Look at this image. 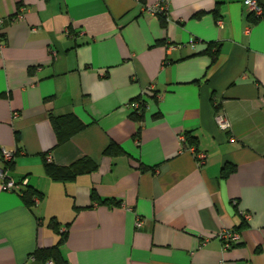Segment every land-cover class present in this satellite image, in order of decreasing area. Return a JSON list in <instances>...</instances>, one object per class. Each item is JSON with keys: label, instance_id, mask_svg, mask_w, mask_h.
<instances>
[{"label": "crops", "instance_id": "0c3cea01", "mask_svg": "<svg viewBox=\"0 0 264 264\" xmlns=\"http://www.w3.org/2000/svg\"><path fill=\"white\" fill-rule=\"evenodd\" d=\"M158 1L0 0V168L28 181L0 190V264H50L33 253L64 231L67 264H264V16L169 0L163 23ZM52 114L82 127L58 143ZM48 163L95 168L56 179ZM227 229L240 240L224 249Z\"/></svg>", "mask_w": 264, "mask_h": 264}, {"label": "trees", "instance_id": "16d2710c", "mask_svg": "<svg viewBox=\"0 0 264 264\" xmlns=\"http://www.w3.org/2000/svg\"><path fill=\"white\" fill-rule=\"evenodd\" d=\"M261 4L262 0H259ZM250 17L254 22L259 21L262 17L256 18L252 13H249ZM163 23L166 22V16L163 14ZM215 47L214 43H209L207 52L211 54L213 59H216L218 49H214ZM134 100H140L141 102V108L134 110L132 112L131 116L137 121H141L144 119V112L146 108L144 107L146 103V99L143 97H138ZM51 120L53 122L55 131L57 133L58 137V143H61L63 140L67 139L70 135H72L74 132L78 131L81 129L82 124L79 123V121L75 118V116L72 115H64V116H56V115H51ZM186 143L187 145L190 146H197L198 139L196 136L192 135L191 132H186ZM112 147V146H111ZM110 148V147H109ZM76 164L70 165L68 167H58L56 165H53L51 163L47 164V171L48 173L56 179H68L71 177H75L79 172L84 171L85 169L92 170L95 168V165L90 166H85L82 165V167L79 169H76ZM235 170L234 165H227L224 167L222 171V177L227 178L233 171ZM35 192L32 189L26 188L23 190V197L24 200L26 201L27 205L32 206L34 203V200L32 199L34 196ZM110 202L108 200L103 201V203ZM60 223L56 221L55 219L51 220V226L55 230H59V225ZM69 224H67L68 226ZM61 228V227H60ZM67 229V228H66ZM67 232L64 231L59 237V240L57 241L56 244L49 246V247H44V248H38L34 251L33 256L42 261V262H48L52 261L53 264H67L66 260L63 257L62 251H61V246L63 245Z\"/></svg>", "mask_w": 264, "mask_h": 264}, {"label": "built area", "instance_id": "2783aa9c", "mask_svg": "<svg viewBox=\"0 0 264 264\" xmlns=\"http://www.w3.org/2000/svg\"><path fill=\"white\" fill-rule=\"evenodd\" d=\"M246 7L249 12L252 13L256 18L262 17L264 15V6L260 3L259 0H244ZM169 0H159L154 5L150 6L147 10L152 14H166L168 10ZM4 22L3 19H0V24ZM197 42L195 37H191L189 39V43L194 45ZM155 88L150 86L147 89V93H151V95L156 96L157 98L161 97L157 93H155ZM145 93V94H147ZM129 106L134 110L141 108L140 100H133L129 102ZM148 101H146L144 107L148 108ZM17 115V114H16ZM216 121L218 125L222 129H229L231 127V123L228 118L223 113H218L216 116ZM193 153L195 157L199 161L201 165L205 164L207 161V154L204 151H199L195 147H192ZM2 157L5 161L13 160L15 156V151L8 150L4 147L1 148ZM50 158V157H49ZM28 184L27 179H23L21 181H16L13 177L10 176L9 172L5 168H0V190L1 191H20ZM35 202L39 203V198L36 197ZM247 218L250 217L249 214L246 215ZM142 222L139 219L137 221V226H141ZM221 239L223 241L224 249H229L233 245H235L240 240V233L237 230L227 229L221 233ZM50 264H53L52 261H48Z\"/></svg>", "mask_w": 264, "mask_h": 264}]
</instances>
